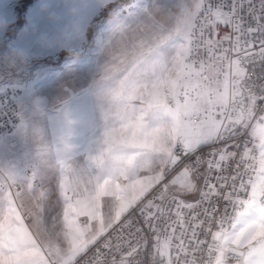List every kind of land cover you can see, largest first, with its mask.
Returning a JSON list of instances; mask_svg holds the SVG:
<instances>
[{
    "label": "snow or ice",
    "instance_id": "1",
    "mask_svg": "<svg viewBox=\"0 0 264 264\" xmlns=\"http://www.w3.org/2000/svg\"><path fill=\"white\" fill-rule=\"evenodd\" d=\"M248 3L250 5L248 14L252 20L256 21L257 27L255 29L248 28L247 33L259 31L264 35V24L259 23L260 16L257 15L253 0H248ZM115 4L116 6L111 10L110 23L118 25L121 37H126L128 43L124 44L117 55L111 57L109 61L111 69L107 66L105 68L106 73L110 72L108 79L113 84L109 88L108 94L113 98L138 99L140 105L133 108L125 105L122 110L117 112L121 127L119 129L106 127L103 136L97 141L99 146L96 154L89 159L96 172V184L93 189L95 195L92 197L93 208L96 199L111 192L113 186L120 190V184L117 181L123 179L129 181L132 186L139 185L138 194L126 204H121L120 210L123 212L130 209L135 201L147 193L154 184L162 185V191L156 197L157 200L165 199L164 193L168 192L170 187L174 188L177 185L181 190H194L193 178L199 175L198 167L203 163L200 157L190 164H185L183 171H180L168 183H163V181L170 171L183 163L185 158L191 159V156L199 148L230 140L233 136L238 135L241 129L248 127V121L257 119L255 116L257 101L264 100V95L257 97L255 93H250L247 97V107L242 108L235 119L230 117L225 119L222 112L219 122L211 120L210 123H203L199 126L193 125L191 122L192 116L198 114L204 104L209 105L204 110L210 111L211 102L204 101L203 94H200L199 99L192 96V92L200 87L199 72L193 69L191 63L185 62L191 49L183 43L177 45V40L187 39L189 32L196 27L193 21L201 12L207 19L212 20L213 24L223 22L225 26H231L233 31L243 34L241 25L231 24V17L236 15V0H233L230 13L221 10L227 7L225 0H221L219 4H216L214 0H207L208 6H205V0H195L194 3L183 6L179 18L166 16L167 22L176 20L175 29L164 26L163 21L167 10L157 8L150 0H131L127 7L123 6L121 0H115ZM259 4L260 9L264 12V0H259ZM96 6L103 10L106 5L103 0H97ZM87 26V18H81L77 28L79 34L77 51L83 50L87 42ZM109 31L111 30H101L93 36L94 41L99 36V46L105 50L104 37L108 35ZM113 34H115L114 31ZM223 39L232 40V36L228 35ZM244 42L249 43L247 40ZM205 43H208L209 47L212 45L211 41H205ZM235 43H239V37ZM260 43L262 46L260 55L264 58V39ZM247 58L246 56L245 59ZM242 62L240 59L232 62L235 65V75L239 77V80L236 81L238 87H243L241 81L244 79V70L240 67ZM234 95H239V92H235ZM218 98L223 100L222 95ZM193 127H199L200 130L193 132ZM252 127L253 135L256 134V129H260L262 133L261 142L255 146L260 152L259 189L253 182L251 191H248L249 185L242 182L239 188L233 184L232 191L223 194V199L233 206L234 214L230 218V230L225 229V221L221 219L219 231L211 234V239L215 243L208 245V252L210 254L213 251L219 253L216 257V264H222V258L229 253L236 264H264V116L258 117V123ZM229 147L232 145L215 149L209 153V156L219 155L221 160L233 158L237 153H229ZM236 147L239 148L240 145H236ZM177 150L181 151L183 155H178ZM250 151L245 144L241 154L242 161L249 156ZM64 152H69L67 145L64 147ZM208 164L211 169L213 162L209 161ZM151 165H158L159 171L138 180V173L142 169L151 171ZM245 167L248 166L245 165ZM4 171L8 173L10 180L7 187L11 188L16 184L17 177L11 169ZM190 173L193 176H190ZM240 175L237 172L232 180L235 182ZM217 179H222V177H217ZM3 187L4 185H0V197H3V200L0 201V208L6 203L10 213L9 218L11 216L18 218V214L12 206L11 193L5 194ZM220 187L223 188L224 185ZM206 188L207 191L201 189L200 203L210 200L212 194L221 195L210 183L206 185ZM241 191L246 194L247 198L239 197ZM233 193H236V198H233ZM60 194L64 196L63 184L60 185ZM15 195L19 199L21 194L16 193ZM173 201L177 206L178 222L183 228L179 209L195 208L198 203L176 201L175 194H173ZM71 202V197L64 196V203L69 208L72 206ZM152 208L160 209V206L149 201L140 208V212L143 214L146 209ZM207 212L208 210L205 209L206 214ZM119 215L120 212L117 213V218ZM145 219L146 221L155 219V213L149 212ZM36 224L38 238L41 242L47 240L51 245L53 239H59V233L44 231L41 220L37 219ZM108 226L111 227V224ZM149 227L155 230L151 223H149ZM198 227L199 225H193L192 235H196ZM94 242V239L86 238L80 243L74 241L66 251L57 250L59 264H73L76 256L86 251L87 247ZM204 243V241L198 242L199 245ZM146 244L147 241L144 246ZM171 244V237L166 238L163 242L157 239L153 251V264H173L171 256L165 260L166 250L171 247ZM178 247L185 249L183 240ZM29 248L34 252L40 251L37 242L26 233L21 235L20 229L9 227L7 232L0 234V257L5 258L3 264H48V261L43 258L37 261L33 252L27 250ZM138 252L139 249L132 247L127 257L121 258L120 264H125L127 259L134 258ZM156 256H159L160 259L156 260ZM176 259L177 264H183L179 256ZM113 264L116 262L113 261Z\"/></svg>",
    "mask_w": 264,
    "mask_h": 264
},
{
    "label": "built area",
    "instance_id": "2",
    "mask_svg": "<svg viewBox=\"0 0 264 264\" xmlns=\"http://www.w3.org/2000/svg\"><path fill=\"white\" fill-rule=\"evenodd\" d=\"M214 2L219 4L221 0H214ZM253 2L257 9V15L260 16L259 23L264 24V12L260 9L259 0H253ZM225 3L227 7L221 10L230 13L233 0H225ZM205 6H208L207 0H205ZM249 7L248 0H236V15L231 17V24L241 25L243 34L233 31L231 26H225L223 22L213 24L212 20L207 19L202 12L198 14L193 21L196 27L189 32L187 37V47L191 51L185 61L191 63L193 69L199 72L202 83L206 85L223 84L230 91L232 75L235 70V65L232 62L238 59L242 60L240 67L244 70V79L241 81L243 87H239L241 109L247 107V97L250 93H255L257 97L264 95V91H262L264 89V58L260 55L262 47L260 41L264 39V35L259 31L247 33L248 28L255 29L257 27L256 21L252 20L248 14ZM228 35L232 36V40L223 39ZM238 37L239 43L237 44L235 42ZM245 40L249 43L246 44ZM205 41H211V47ZM217 41L219 43H216ZM246 56L247 59H245ZM25 64L26 57L21 51L10 45L0 47V140L13 133L22 121L21 102L24 90L21 83L23 80L16 82L15 77L22 75ZM216 90L220 91L221 86L216 87ZM200 94L202 93L197 89L192 92L194 98H199ZM212 95L213 92L210 91L206 96L212 97ZM231 97V92H229L225 98L226 105L223 110L225 119L229 115H233ZM216 111H221V107H217ZM255 116L257 119L248 121L249 126L241 129L238 135L233 136L230 140L199 148L191 156V159L185 158L183 163L178 166L190 164L197 157L203 160V163L198 167L199 169L203 166V171L200 175L197 193L193 200L188 202L198 203V206L191 209L187 207L179 209L183 228L178 222L177 206L173 201V195L170 194V189L164 193V195L168 194L165 199L157 200L156 197L160 195L162 185H153L111 227L97 237L86 251L78 254L73 264H113V261L120 264L121 258L127 257L132 247L139 249V252L134 258L127 259L125 264H153V251L157 239L163 242L169 237L172 238V244L166 250L165 260L171 256L173 264H177L176 258L179 256L183 264H193V262L195 264H216V257L219 253L217 251H213L211 254L208 252V245L215 243L211 239V234L219 231L221 219L225 221V229L230 230V218L234 214L233 206L223 199V194L231 192L233 184L239 188L242 182L248 184V191H251V183H256L259 175L260 152L255 146L259 145L261 138L257 132L255 135L252 134V126L258 123V117L264 116V100L257 101ZM245 144L251 151L249 156L242 161L241 154ZM225 145H232L228 148L229 153H237L233 158L221 160L219 155L209 156L210 152L223 148ZM236 145H240V147L237 148ZM177 154L183 155L179 150H177ZM209 161L213 162L211 169H209ZM245 165L248 167L246 168ZM237 172L241 175L234 182L232 177ZM217 177H222V179H217ZM209 183L214 185L221 195L212 194L210 200L200 203L201 189L207 191L206 185ZM221 185L224 187L221 188ZM257 188L259 189V184H257ZM239 197L247 198L243 191L239 193ZM233 198H236V193H233ZM175 200L184 202L176 196ZM149 201L159 205L160 209H146L141 214L140 208ZM205 209L208 210L207 214ZM149 212L155 213V219L146 221L145 217L149 215ZM193 217L195 218L193 219ZM149 223L154 225L155 230L149 227ZM193 225H199L196 235H192ZM181 240L184 242L185 249L178 247ZM145 241H147L146 246H144ZM199 241L205 243L199 245ZM159 259V256H156V260ZM222 262L236 264L230 253L222 258Z\"/></svg>",
    "mask_w": 264,
    "mask_h": 264
},
{
    "label": "rangeland",
    "instance_id": "3",
    "mask_svg": "<svg viewBox=\"0 0 264 264\" xmlns=\"http://www.w3.org/2000/svg\"><path fill=\"white\" fill-rule=\"evenodd\" d=\"M113 1L115 0H103V3L106 5ZM20 2V0H0V43L19 44L21 47L16 46V48L25 55L27 60L25 68L27 77L23 79L21 74L15 77L16 82H22L23 80L21 83L24 90L21 102V124L13 133L0 140V185H4L3 192L5 194L11 193L12 206L18 214V218L17 216L9 218L8 206L4 203L2 208H0V234L7 232L9 227L17 228L19 222L25 221L24 213L28 211L27 204L32 203L34 200V197L29 194L32 189L28 186L27 181L35 175L36 171L49 169L50 162L53 160L47 121L50 108L56 104L57 100H62V96H72V93L83 95L91 92L96 96V101L104 102L107 107L120 103L122 105H130L131 100L136 101L140 105L138 99H119L113 98L108 94V90L113 84L108 79L110 72L106 73L105 68L107 66L111 69L109 65L111 57L117 55L124 47V44L128 43L126 37H121L118 25L110 23V15L91 31V39H87L83 50H76L79 38L77 28L81 18H87L88 25L91 19L101 12V9L96 6L97 0H38L37 3L23 10L21 27L16 30L13 29L8 34V30L17 20L16 6ZM130 2L131 0L122 4L127 7ZM150 2L154 3L157 8L167 10L163 21L164 26L175 29L176 20L173 19L171 22H167L166 16L170 15L179 18L183 11V6L192 4L195 0H150ZM105 29L111 30L104 37L106 50L99 46V36H97L96 41L93 40L94 34ZM113 31L115 34H113ZM186 40L178 39L177 45L183 43L186 46ZM63 51L74 54L72 56L66 55L55 65H48L42 62L45 59L55 60L59 53ZM237 80H239V77L235 75L234 70L232 82L235 87L232 84V89L229 91L232 95L231 108L233 115L228 117L231 119H235L241 111L240 97L239 95H234L235 92H239V87L236 85ZM227 91L226 87V93ZM203 123L209 122L199 121L197 125ZM256 132L261 138V130L256 129ZM151 168V171L142 169L138 173L137 179L154 175L155 171H159L158 165H151ZM183 168L184 166H180L170 171L166 178L171 177L173 174L174 176L178 175L180 171H183ZM5 169H11L17 177L16 184L11 188L7 187L10 180L8 173L4 171ZM55 172L57 171L54 169L48 170V177L55 176ZM198 172L199 175L193 178L195 187L199 186L201 170H198ZM190 176H193V174L190 173ZM43 177H46V174L42 176V179H45ZM259 181L260 176L258 175L256 183L259 184ZM128 182L126 183L128 184ZM133 187L137 189L139 185ZM37 190L38 192L42 190L39 199L44 201L52 188L49 189L47 185H41ZM173 191L176 193L175 190ZM16 193L21 194L19 199L16 198ZM127 199L128 196L122 194L114 209L118 210ZM2 200L3 197H0V201ZM44 205H46L45 202H40L38 204L40 209L36 208L32 211V215L34 216L36 210H43ZM99 212L100 216L96 222L98 227L102 226L111 216L108 210L105 212L102 209L101 203ZM43 229L45 232L55 231L59 235L63 231L65 232L63 223L58 224L57 227V224L54 225L50 221L45 223ZM74 241L80 243V238H73L65 242V246L59 248L58 246L61 242L59 237L58 240H52L49 248L48 241L44 240L45 252H43L42 256H39L48 261V264H59L57 250L66 251ZM39 242L41 243V240ZM34 258L37 261L40 259L36 256ZM4 259V257H0V264H3Z\"/></svg>",
    "mask_w": 264,
    "mask_h": 264
},
{
    "label": "crops",
    "instance_id": "4",
    "mask_svg": "<svg viewBox=\"0 0 264 264\" xmlns=\"http://www.w3.org/2000/svg\"><path fill=\"white\" fill-rule=\"evenodd\" d=\"M20 1L21 2L19 5L16 6L17 20L11 27L12 29L10 28L8 30V34H10L13 29L16 30L21 27L23 22V10L26 7L32 6L38 2V0H34L31 4L24 7L22 4L24 0ZM128 1L129 0H121L122 3ZM114 4L115 1L106 4L103 10H101V12L96 17L91 19L86 28L88 40L91 39L90 32H88V27L90 26L92 20L97 18L102 13L106 14L108 7L112 8L111 6ZM111 10L107 12V15L104 17V19L110 15ZM103 20L101 22H103ZM5 45H10L14 48H16V46L19 48L21 47L19 44L13 45L12 43L9 44L8 42L0 43V47ZM73 54L74 53H67V56H72ZM22 75L24 78L27 77V72L25 69ZM198 82L200 87L197 88V90L203 94L204 101H210L211 104L210 111L204 110V108L209 107L208 104H204L203 108L199 110V113L192 116V124L199 126L197 125V122L208 121L210 123L211 120L219 122L221 113L223 112L226 105L225 98L229 93V88L226 85H218L216 83L206 85L201 82L200 78ZM218 86H221L220 91L216 90V87ZM233 86L235 87L234 84ZM226 87L228 89L227 93ZM210 91L213 92L212 97L206 96ZM221 95L223 96V100L218 98ZM95 98L96 96L91 92L83 95L72 93V96H62V100H57L56 104L52 105L50 108L47 127L53 152V160L50 162L49 169L44 171H36L34 173L35 175L31 177L29 181H27L28 186L32 189V192H29V194L34 197V200L32 203L27 204L28 211L27 213H24L26 219L24 222H19V226L17 227V229L21 230V235L26 233L27 236H31L32 240L37 242V247L40 249L39 252H34V250L31 248L27 249L29 252H33L34 257L36 256L37 258H40L43 252H45V242L43 241L40 243L37 234V219L43 222V226L49 221L54 225L57 224V227L58 224L63 223L65 226V232L63 231L59 235L61 241L58 246L59 248L65 246V242L76 237H79L80 241L86 238L95 240L109 227V224L112 225L118 219V212H120L119 217L125 212H121V207L118 210L114 209L118 204L117 201L121 198V195L126 194V196H128V199L123 202L126 204L128 201H131L133 196L137 195L139 192V188L136 189L130 185V182L127 184L126 180L121 179L120 181H117V183L120 184V190L115 189V186H113V190L111 192L99 196L96 199L94 208L92 206V197L95 195L93 189L95 188L96 184V172L94 171V165L89 158L96 154V150L99 146L97 141L103 136L106 127H115L117 129L121 127L117 112L122 110L125 106L120 103L115 106L107 107L104 102L96 101ZM127 106L129 108H133L139 105L136 101L131 100L130 105ZM217 106L221 107V111H216ZM228 118L229 117L226 119ZM199 130V127L192 128L193 132H197ZM65 145L69 147L68 153L64 152ZM53 169L57 172H55L56 174L54 173L55 176H49V178L47 175L48 170ZM198 170H201L202 173L203 166H201ZM42 174H46V177H43L45 179H42ZM174 177L175 176L173 174L171 177L166 178L165 183H168ZM101 183H103V181H101ZM61 184L64 185V196L72 198V206L70 208L64 203V196H61L60 194ZM41 185H47L49 189L52 188L50 193L48 192L47 199L44 201H40L39 199V195H41L42 190L39 192L37 190ZM197 187L198 186H196L192 191H188L181 190L179 185H177L174 188L170 187V194H175L176 197L188 202L193 200L195 197L198 189ZM173 190H175L176 193H174ZM167 195L168 194H165V196ZM57 200H59V203H57ZM77 201L80 203L77 204ZM40 202H45L46 205L43 206V210H36L33 216L32 211H34L36 208L40 209V207H38ZM100 203L102 209L105 212L108 210L111 214L109 219H107L102 224L103 227H98L96 225V222L100 216ZM97 233H99V235H97ZM50 246L51 245L48 244L49 248Z\"/></svg>",
    "mask_w": 264,
    "mask_h": 264
},
{
    "label": "trees",
    "instance_id": "5",
    "mask_svg": "<svg viewBox=\"0 0 264 264\" xmlns=\"http://www.w3.org/2000/svg\"><path fill=\"white\" fill-rule=\"evenodd\" d=\"M34 0H24L22 2L23 6L26 7L27 5L31 4ZM116 6V4L112 5V8H109L106 10V14L102 13L100 14L97 18H95L94 20H92L90 26L88 27V32L91 33V31L93 29H95V27L104 19V17L107 15V12H109V10L113 9ZM67 55L66 52H61L58 57L55 60L52 59H45L42 62L44 64H48V65H55L58 64L65 56Z\"/></svg>",
    "mask_w": 264,
    "mask_h": 264
}]
</instances>
